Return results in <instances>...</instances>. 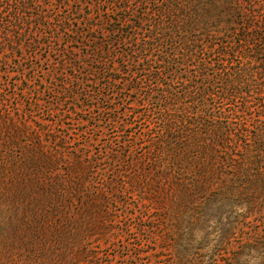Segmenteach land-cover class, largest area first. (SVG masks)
I'll return each mask as SVG.
<instances>
[{"label":"trees","instance_id":"16d2710c","mask_svg":"<svg viewBox=\"0 0 264 264\" xmlns=\"http://www.w3.org/2000/svg\"><path fill=\"white\" fill-rule=\"evenodd\" d=\"M11 1L0 0V53L13 42L3 36L18 18ZM105 2L111 37L130 41L124 57L143 58L128 71L139 113L119 114L115 87L84 93L105 114V142L70 133V109L56 111V95L42 103L0 56V264H110L106 247H121L123 264H146L143 244L169 227L176 248L199 234L264 255V234L243 236L264 224V131L239 114L240 75L223 57L257 32L255 9L249 0Z\"/></svg>","mask_w":264,"mask_h":264},{"label":"rangeland","instance_id":"374dc122","mask_svg":"<svg viewBox=\"0 0 264 264\" xmlns=\"http://www.w3.org/2000/svg\"><path fill=\"white\" fill-rule=\"evenodd\" d=\"M20 1H15L19 8H11L13 15L18 18L12 17L10 27L3 33L13 42L11 46L6 43L5 50L0 53L1 57H6L10 77H18L20 83L33 85L42 103L52 100L53 95H56V111L70 109L65 125L70 123L72 129H76L70 133L84 130L86 134L97 135V141L105 142L111 129L105 123V114L96 109L97 104L92 107L87 105L85 92L92 91L100 98L102 92L99 89L105 93L114 87L117 92L122 91V98L115 97L110 103L116 106L120 115L126 114L125 117L134 111L137 114L143 106V96L135 92V83L128 76L129 69L134 70L143 58L134 61L133 58L124 57L128 54L130 41L119 37L120 34L111 37L106 19L108 15H114L115 11L109 9L111 5L105 0ZM249 2L258 14L257 32L252 39L237 42L233 39L230 48L224 49L223 57L227 59L225 63L233 66L234 72L240 75L238 84H234L238 87V97L242 101L239 114L246 119L251 129L256 124L264 131V0ZM58 20L61 22L53 31L48 30L43 23H55ZM111 53H114V57ZM109 78H113L111 84ZM99 102L103 104L104 99ZM51 107L56 105L51 104ZM97 122L102 126H97ZM257 224L260 225L255 231L254 224L245 227L247 233L243 236L248 232L252 236H262V219ZM157 233L154 242L142 246L140 257L146 264H264L260 249V254L258 251H242L238 254L234 240L230 244L217 245L214 237H211L207 243H203V238L196 234L183 237L181 247L176 248L172 246L177 238L173 228ZM105 249L112 253L110 264H123L121 247ZM180 254H183L182 259H179Z\"/></svg>","mask_w":264,"mask_h":264}]
</instances>
